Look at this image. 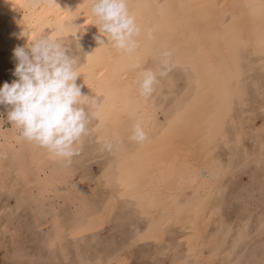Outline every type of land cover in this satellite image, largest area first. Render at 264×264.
<instances>
[{
    "label": "bare ground",
    "instance_id": "bare-ground-1",
    "mask_svg": "<svg viewBox=\"0 0 264 264\" xmlns=\"http://www.w3.org/2000/svg\"><path fill=\"white\" fill-rule=\"evenodd\" d=\"M128 7L141 29L137 38L138 47L131 53L119 51L110 44L99 46L95 39L100 35L98 27L94 25L97 19L91 13L89 0H55L52 3L40 0L39 4H35V0H0V48L4 51L11 46L24 47L33 39L48 37L50 32H54L61 41L73 34L79 35L81 42L91 47L94 63L82 59L85 62L78 67L81 75L76 83L82 86L84 94L96 101L95 107L91 109L94 115L90 123L99 138L97 140L112 145L113 154L109 156L113 161L109 163L114 165L115 170L110 175L125 194L127 204L150 218L151 229L147 228L151 236L163 240L168 227L175 226L180 230L192 227L188 252L173 260L176 264H190L191 254L200 250L207 237L211 218H214L207 217V212L216 185L223 175V166L215 155L217 141L229 145L232 136L227 125H236L243 116L232 114L234 103L237 100L244 101L247 95V84L241 78L244 67L240 52L249 50L264 56V0H128ZM102 39L107 43L106 37ZM164 51L171 53L172 66L188 71L189 79L186 80L195 81L190 83V87L193 88L196 83L197 87L205 88L206 91L198 101H192L181 116L170 121L164 136L154 139L151 135L156 123V100L153 95L145 99L139 94L137 79L149 55L156 60L158 69L161 68V53ZM171 75L170 80L173 79ZM224 76L229 80H224ZM173 88L169 89V93L174 91ZM137 122L147 133L148 138L143 143L130 139L133 125ZM242 138L241 131L236 130L233 140L237 145L243 144ZM253 154L246 150L245 158ZM76 205L75 208L70 207L71 210H76ZM79 205L77 211L81 210ZM112 205H103L101 212L100 209L96 212L100 221L108 219ZM72 235L76 238V235ZM151 236L150 239L153 238ZM129 260L124 254L119 255L120 264H128ZM211 261L202 260L199 264H210Z\"/></svg>",
    "mask_w": 264,
    "mask_h": 264
},
{
    "label": "rangeland",
    "instance_id": "rangeland-1",
    "mask_svg": "<svg viewBox=\"0 0 264 264\" xmlns=\"http://www.w3.org/2000/svg\"><path fill=\"white\" fill-rule=\"evenodd\" d=\"M48 36L55 34L50 32ZM58 39L61 41L60 38ZM61 42L68 49V54L77 59V67L85 61H93L91 47L83 44L79 35L73 34L69 39ZM17 46H11V49L4 51L0 48V70H2L0 86L5 81L11 83L16 79L13 72L17 60L14 58L13 50ZM83 58L86 60L83 61ZM240 59L244 67L241 78L247 84V95L244 101L237 100L234 103L232 114L243 116L241 122L236 125H227L232 136L229 145L221 140L217 141L219 151L216 150L215 155L223 166V175L216 185L207 212V217L214 218H211L210 230L208 229L209 233L207 231V237L202 242L201 251L191 254L190 264H199L202 260L207 262L214 260L210 264H264V153H262L264 150V56L244 50L240 52ZM152 60L155 59L149 55L144 70L151 69L159 73L156 60ZM187 72L185 68L172 66L166 76L158 75L159 83L152 94L156 100V123L152 138L158 139L164 136L170 127V121L176 116H181L192 101H198L205 93L206 89L197 87L196 83L193 84V88L190 87V83L195 81L186 80ZM171 74H173L172 80H170ZM223 79L229 80L225 76ZM171 82L175 85L172 86ZM171 88L174 89V94L169 93ZM86 110L89 109L86 107ZM91 123L88 125L87 137L83 136L80 141V155L73 156L69 164L55 157L52 158L44 148L19 138V130L7 121V110L0 106V264H117L119 255L122 254L130 259L128 264H176L173 260L188 252L187 245L192 235V227L181 228L182 232L175 226L168 227L164 241L148 234L150 232L148 228L151 227L150 218L135 211L132 205H128L125 201V194L120 191L110 175L115 170L114 165L109 163L113 161L109 156L113 154L112 145L97 140L99 138ZM236 130L241 131L243 144L237 145L238 143L233 140ZM83 141L86 142L85 145ZM244 148L254 154L246 159ZM105 163L107 165H104ZM107 189L108 191H105ZM104 194H108L109 197ZM111 196L116 199H112ZM75 202L77 205L80 204L81 210L77 211L78 206ZM108 204L115 209L112 208L108 221L102 222L96 212L99 209L101 212V206H109ZM75 205L76 210H71ZM116 209L117 212H114ZM72 234L76 235V238ZM149 235L153 238L150 239Z\"/></svg>",
    "mask_w": 264,
    "mask_h": 264
},
{
    "label": "clouds",
    "instance_id": "clouds-1",
    "mask_svg": "<svg viewBox=\"0 0 264 264\" xmlns=\"http://www.w3.org/2000/svg\"><path fill=\"white\" fill-rule=\"evenodd\" d=\"M39 2L35 0V4ZM89 4L97 19L94 25L100 35L95 39L99 46L110 44L128 53L138 47L141 29L129 11L128 0H89ZM13 54L17 60L13 72L16 79L0 86V106L7 110V121L19 130V138L70 164L72 157L79 154L82 137L89 132L94 115L91 109L96 105L95 99L84 94L76 83L81 75L77 59L55 36L33 39L24 47L14 48ZM170 58V52L161 53L158 74L151 69L140 71L138 90L145 99L155 91L158 75L166 76L171 70ZM147 138L141 123H135L130 139L143 143Z\"/></svg>",
    "mask_w": 264,
    "mask_h": 264
}]
</instances>
